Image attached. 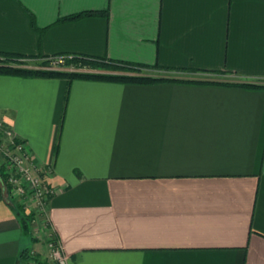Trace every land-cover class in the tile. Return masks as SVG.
Instances as JSON below:
<instances>
[{
	"label": "crops",
	"instance_id": "0c3cea01",
	"mask_svg": "<svg viewBox=\"0 0 264 264\" xmlns=\"http://www.w3.org/2000/svg\"><path fill=\"white\" fill-rule=\"evenodd\" d=\"M0 52L264 81V0H0ZM0 126L53 189L37 239L0 180V264H264V88L0 74Z\"/></svg>",
	"mask_w": 264,
	"mask_h": 264
},
{
	"label": "trees",
	"instance_id": "16d2710c",
	"mask_svg": "<svg viewBox=\"0 0 264 264\" xmlns=\"http://www.w3.org/2000/svg\"><path fill=\"white\" fill-rule=\"evenodd\" d=\"M98 13L99 12L97 11H83L77 14L68 15L60 20H73ZM57 55L63 54L28 57L16 53L0 52V74L17 75L23 77H63L66 78L68 81L80 78L130 83H154L164 80H187L191 82H210L228 85H239L247 88H264V81H210L207 79H196L193 77L171 76L169 74H158L156 76H153L147 74L144 70L167 71L170 69L158 65L147 66L140 63L115 61L111 59L84 54H64L68 56L64 60L63 65L72 66L73 70L63 71L61 69L40 68L39 66H27L28 59H40L41 61L39 63L43 65L46 63H50L51 59ZM10 62L19 63V65H10ZM97 70H106L108 72H100ZM196 70L197 69H191L188 71L193 72ZM0 176L2 178L1 173ZM10 205L17 216H19L20 218L25 217V214L19 206L14 205L12 203H10ZM24 253V258H26L27 260L30 254L27 253V249H23L20 256L22 257V254ZM31 262H33L34 264H45V261H41L35 258H32Z\"/></svg>",
	"mask_w": 264,
	"mask_h": 264
},
{
	"label": "built area",
	"instance_id": "2783aa9c",
	"mask_svg": "<svg viewBox=\"0 0 264 264\" xmlns=\"http://www.w3.org/2000/svg\"><path fill=\"white\" fill-rule=\"evenodd\" d=\"M68 55L54 56L50 64H64V60ZM58 69L56 67H51ZM73 69V67H70ZM9 135L11 134L8 131ZM12 135V134H11ZM0 153H2L3 161L2 167V182L3 189L7 197V190L14 198L28 197L36 205L37 210L45 212L47 202L53 193V189L46 182L47 175L51 172L49 166L37 167L30 160L25 149V143L22 139L12 135L10 141L6 144H0ZM3 165V166H2ZM46 247L49 257L56 262V264H67L66 258L62 253L58 241L50 236L46 241ZM31 264H33L31 262Z\"/></svg>",
	"mask_w": 264,
	"mask_h": 264
},
{
	"label": "rangeland",
	"instance_id": "374dc122",
	"mask_svg": "<svg viewBox=\"0 0 264 264\" xmlns=\"http://www.w3.org/2000/svg\"><path fill=\"white\" fill-rule=\"evenodd\" d=\"M41 60L40 59H28L27 60V66L28 67H40V68H51V67H56L58 69H61L63 71H66V70H73V69H70V67L72 66H65V65H61V64H50V63H46V64H43L41 65L39 62ZM10 65H19V63H15V62H10L9 63ZM97 71H100V72H108L106 70H97ZM146 71L147 74H150V75H153V76H156V75H162V74H169L171 76H179V77H195V78H198V77H216V78H220L221 76H212L210 74H194V73H190V72H179V71H175V72H171V71H158V70H144ZM224 77H229V76H224ZM230 77H233V76H230ZM12 135L8 133V131L6 129H4L2 126H0V144L3 143V144H6L7 140L10 141ZM3 161V156H2V153H0V166H1V163ZM3 166V165H2ZM37 167H40L42 169H44L43 167H45V165H36ZM2 171V167L0 168V173ZM2 174V173H1ZM7 198L9 199L10 203L14 204V205H17L19 206L23 213L25 214L23 218L24 221H27L28 223V228H29V233L32 235V237H35L37 239H39L40 237V232H39V221H42V216L44 214V211L43 213L39 210H37L38 208L36 207V205L32 202V200L28 197H25V198H17V197H12L10 195V192L7 190ZM37 208V209H36ZM46 242V241H45ZM46 244V243H45ZM45 258L44 259H40L38 258V260H41V261H45V264H56L55 261H53L49 255H48V251L45 252L44 254ZM33 263V262H32ZM29 264H31V262H29ZM34 264V263H33Z\"/></svg>",
	"mask_w": 264,
	"mask_h": 264
},
{
	"label": "water",
	"instance_id": "95a60500",
	"mask_svg": "<svg viewBox=\"0 0 264 264\" xmlns=\"http://www.w3.org/2000/svg\"><path fill=\"white\" fill-rule=\"evenodd\" d=\"M1 179V178H0Z\"/></svg>",
	"mask_w": 264,
	"mask_h": 264
}]
</instances>
